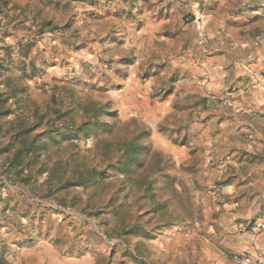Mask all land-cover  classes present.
<instances>
[{"label": "rangeland", "instance_id": "obj_1", "mask_svg": "<svg viewBox=\"0 0 264 264\" xmlns=\"http://www.w3.org/2000/svg\"><path fill=\"white\" fill-rule=\"evenodd\" d=\"M262 218L264 0H0V264H237Z\"/></svg>", "mask_w": 264, "mask_h": 264}, {"label": "crops", "instance_id": "obj_2", "mask_svg": "<svg viewBox=\"0 0 264 264\" xmlns=\"http://www.w3.org/2000/svg\"><path fill=\"white\" fill-rule=\"evenodd\" d=\"M254 224L257 227H253ZM254 224L251 226V222L246 223L247 230L238 229L239 233L243 231V235H235L233 245L229 247L236 254L237 264H264V218ZM242 255L246 256V260L239 261Z\"/></svg>", "mask_w": 264, "mask_h": 264}, {"label": "built area", "instance_id": "obj_3", "mask_svg": "<svg viewBox=\"0 0 264 264\" xmlns=\"http://www.w3.org/2000/svg\"><path fill=\"white\" fill-rule=\"evenodd\" d=\"M244 260H246V259H244Z\"/></svg>", "mask_w": 264, "mask_h": 264}]
</instances>
